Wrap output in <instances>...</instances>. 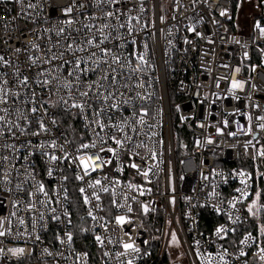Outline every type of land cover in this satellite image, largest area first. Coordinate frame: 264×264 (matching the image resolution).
I'll list each match as a JSON object with an SVG mask.
<instances>
[{
  "label": "built area",
  "instance_id": "obj_1",
  "mask_svg": "<svg viewBox=\"0 0 264 264\" xmlns=\"http://www.w3.org/2000/svg\"><path fill=\"white\" fill-rule=\"evenodd\" d=\"M263 16L264 0H0V264H264ZM91 153L111 162L76 179ZM245 221L259 232L227 243Z\"/></svg>",
  "mask_w": 264,
  "mask_h": 264
},
{
  "label": "trees",
  "instance_id": "obj_2",
  "mask_svg": "<svg viewBox=\"0 0 264 264\" xmlns=\"http://www.w3.org/2000/svg\"><path fill=\"white\" fill-rule=\"evenodd\" d=\"M263 20H264V16H263ZM170 106H171V111H172V116H173V123L175 125V134L178 139L180 137V133L185 134V130L182 127H179L177 124V121H176L177 120L176 119L177 110L175 108V100L172 96L170 97ZM72 129L73 127L71 128V130ZM254 180H255L254 196L255 198H257L258 196L259 204H260L259 212L262 216H264V159L258 163V166L256 168H254ZM83 212H84V209L81 204V198L76 191L74 193L73 205H72V215H73L74 222H75V229H74L75 241L78 242V244L81 247L89 249L92 252L95 250V244L93 240H91L90 236H87L86 234L82 232L83 225H85V222L82 219ZM202 218L203 220H205V224H203V227H202L203 229L209 228V230H211V228L217 223V218L209 210L203 211ZM260 228H261V225L255 221L241 222L237 226L235 231L230 234V237L227 239V243L229 241L231 242V245H232V243L233 242L235 243V241L237 242V240H239V238H241V236L244 233L248 231H253L255 233H258Z\"/></svg>",
  "mask_w": 264,
  "mask_h": 264
},
{
  "label": "snow or ice",
  "instance_id": "obj_3",
  "mask_svg": "<svg viewBox=\"0 0 264 264\" xmlns=\"http://www.w3.org/2000/svg\"><path fill=\"white\" fill-rule=\"evenodd\" d=\"M108 2L110 3H117L119 2V0H108ZM66 11H71V8L67 9ZM223 15V13H221ZM107 15L109 17L113 16L114 13L112 12H108ZM107 25H105L106 27ZM123 27V25H121ZM257 27H259V25H257ZM262 33H264V28H261L260 29ZM87 43L91 44L92 41L89 40ZM69 48H71V45H69ZM17 51H19V49H17ZM102 52H104L105 54H107V50L106 49H102L101 50ZM91 56H95L96 54L95 53H91L90 54ZM140 60L143 61V57L141 56L140 57ZM0 62H4V57L3 56H0ZM86 62V61H84ZM113 62L114 63H119V58L118 57H113ZM80 64H81V61L77 60L76 61V64H75V67L79 70L80 69ZM113 71H115V69H113ZM75 73H69V76H74ZM105 79H107V77H105ZM27 81H28V78L27 77H24L23 80H22V83L23 84H27ZM5 95H7V93H5ZM81 95L83 96H88V92H83L81 93ZM107 98V97H106ZM74 106H77V107H80V105H74ZM31 111L33 113H35L37 111V108L36 107H33L31 109ZM260 119H264V117H260ZM0 120H3V117H0ZM101 129H103L104 125L101 124L100 125ZM261 128H264V124H261L260 125ZM40 128L45 130L44 129V124L43 122L40 123ZM122 130V129H121ZM98 138L101 140V144H103V138L102 137H99V134H97ZM113 139V142L118 145V146H123L124 144V141L121 140V139H116L115 137H112ZM55 143L52 144V147H55ZM96 147V144L95 142H92L91 144H88V143H81L79 145V147L77 148V152L80 153L82 152V150H87L89 148H95ZM100 151H105V149L103 147H101ZM108 152H111L113 154V156L116 155V150L113 149V148H108L107 149ZM51 160L55 161L57 160L58 158L56 156H51L50 157ZM64 159H68V156L65 155ZM73 160H78L79 162V165L82 167V171H83V175H78L76 177V179H80V180H83L84 176H87L90 174L91 171H96L97 167L99 165H104V164H107V163H110L111 161L110 160H104L102 159L97 153H91V154H83V155H78L76 157H73ZM99 162V164L97 163ZM133 168H136L137 165L136 164H132L131 165ZM49 175H51V171L49 172ZM144 176H147L148 173L147 172H144L143 173ZM101 184V181L100 180H96L93 184H89L88 187L89 188H95L97 185H100ZM131 187V185H130ZM102 191L104 192H107L108 191V188H102L101 189ZM40 191H43V185L40 186ZM79 191L84 194L85 193V189L84 188H80ZM92 195L95 196V198L97 200H99V196L96 194V193H93ZM243 195H247V193H243ZM84 202L85 203H89V196L88 195H84ZM255 202H253L254 204ZM249 212H252V207L250 206L249 209H248ZM123 217H117V220L118 221H123ZM225 231V229L223 228H220V229H217V233H220V232H223ZM262 232H264V228L261 229ZM3 233H0V235H2ZM69 239H71V237L69 236ZM97 239H99V237H97ZM248 239V238H246ZM124 247L127 249V248H132L134 251H138V249H135L133 245H130V244H126L124 245ZM22 251V250H20ZM129 264H131V261H129Z\"/></svg>",
  "mask_w": 264,
  "mask_h": 264
},
{
  "label": "rangeland",
  "instance_id": "obj_4",
  "mask_svg": "<svg viewBox=\"0 0 264 264\" xmlns=\"http://www.w3.org/2000/svg\"><path fill=\"white\" fill-rule=\"evenodd\" d=\"M247 20L248 21H250L251 19L249 18V17H247ZM256 200H257V202L259 203V199H258V196H257V198H256ZM256 205V204H255ZM259 204H257V206H258ZM152 235L154 236V234L152 233ZM172 243V245L174 244V242H171Z\"/></svg>",
  "mask_w": 264,
  "mask_h": 264
}]
</instances>
